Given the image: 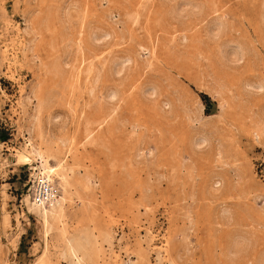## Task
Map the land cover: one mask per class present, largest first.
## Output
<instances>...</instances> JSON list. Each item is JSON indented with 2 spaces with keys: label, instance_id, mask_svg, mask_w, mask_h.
I'll use <instances>...</instances> for the list:
<instances>
[{
  "label": "rangeland",
  "instance_id": "rangeland-1",
  "mask_svg": "<svg viewBox=\"0 0 264 264\" xmlns=\"http://www.w3.org/2000/svg\"><path fill=\"white\" fill-rule=\"evenodd\" d=\"M37 1L0 0V264H77L72 244L89 264H264V0ZM44 62L67 81L46 76L43 115L89 178L47 236L15 157Z\"/></svg>",
  "mask_w": 264,
  "mask_h": 264
},
{
  "label": "bare ground",
  "instance_id": "bare-ground-1",
  "mask_svg": "<svg viewBox=\"0 0 264 264\" xmlns=\"http://www.w3.org/2000/svg\"><path fill=\"white\" fill-rule=\"evenodd\" d=\"M37 2L40 3V0ZM40 5H42V4H40ZM39 8H40V6H39ZM31 17H33V15H31ZM31 17L30 18L28 17L29 18V26H31L33 24V22L35 23V18H31ZM47 24H49V22H47ZM27 25H28V23H27ZM221 25L219 23V26H221ZM37 26L38 25H36V27H33V31L36 34L35 36L40 34V32L37 29L38 28ZM35 30H37V31H35ZM25 31L27 32V29ZM93 36H95L94 39H98V38H96L97 35H92V37ZM103 36H104V38H105V36L108 37L107 33H106V35L104 34ZM34 39L35 38H33V41H34ZM96 41L99 42L98 40H96ZM231 45H233V44H231ZM235 45L236 44H234V46ZM32 48H33V45H32ZM227 48L228 47H226V49ZM27 50H28V52H30V50H32V49L30 47ZM241 53H242V49L240 48V46H236V48L227 49V51L225 52V58L228 61H231V63H232V61L235 62L236 60H238L240 58ZM223 54H224V52H223ZM126 58H127V60H131V58L130 59L128 57H126ZM240 59L242 61L243 58H240ZM55 61H56V59H55ZM62 62H63V60H62ZM121 62L122 61L117 62L118 65L116 63V67H115V69L119 73L122 72V69L124 67V65H121L124 63V61L122 63ZM39 63H40V61H39ZM42 65H43V69L45 72L44 73L45 76L43 79H40L39 81H37L33 85L32 91H31V97L35 99L36 104H35L34 116H33L32 120L29 121L30 124H29L28 129H27V131H28L27 134L29 133L30 137L27 138L24 148L19 150L15 154V157H16V161H17L18 165H30L31 169L34 170L33 175H34V178H35L34 181L36 182V184H35V188H34L33 198L31 197V195H29V197H28V207H29V210L31 213L36 214L40 218L42 225H43V228H44L43 231L45 232V235L47 236L50 234V232L53 230V228L54 229H55V227L58 228V225H61L60 228L65 231V228H66L65 221L68 218H71V214H72L71 212H70L71 213L70 214L69 211L67 210V208H68L67 205L68 204H69V206L74 205V203H76V198L81 199L83 202V200L85 198L83 197L82 192L85 189H87L88 184H89V178L86 176L87 174L83 175V173H82L80 158L75 157V160H73L74 161L73 163L69 162V160H68L67 152H69L70 146L74 143V138H72V136L69 138V136H68L69 134H67V133H66L67 136L65 135L64 132L66 130H65L64 125L58 126V125L52 124L53 123L52 120L44 117L45 114L43 115V111L45 109H47L48 106H50V101L52 100V93H50V90H48L45 86L46 81H47L46 76L58 70L59 79L61 80V78H63V80L65 82V80L67 81V78H66V76H64V70L59 63L57 65V64H55V62H54V64L44 62ZM214 86H217V85H214ZM250 86H251V90H253V91L264 88V84H262V83L250 85ZM219 89H220L219 87H217V88L214 87L212 90H214L215 93H219V91H220ZM111 94H110V96L112 97L113 94L112 95ZM115 97H116V95H115ZM28 98H30V96ZM30 100H32V99H30ZM225 100L223 99V101H225ZM223 101H222V104H224ZM54 118H56V117H54ZM58 118H60V117H57V119ZM86 127H88V125ZM75 130H76V128H75ZM67 132L69 133L70 130L69 131L67 130ZM259 137H261V136H259ZM208 142H209L208 137L205 134H201L195 138L194 143H195V145L202 147L203 145L208 144ZM44 183H47V185L51 189H50L48 195L44 199L42 198L39 201L38 200V196H40V194H38L39 189L42 188V184H44ZM73 217H76V216L72 215V218ZM230 218H231V216L228 217V219H230ZM81 249H82V247H81ZM69 250H70L72 256H74L76 258L77 264H89V262H88L89 260H87V256H84L79 250H77L73 246V244L70 245ZM81 251H83V249ZM94 254H96V253H94Z\"/></svg>",
  "mask_w": 264,
  "mask_h": 264
},
{
  "label": "built area",
  "instance_id": "built-area-1",
  "mask_svg": "<svg viewBox=\"0 0 264 264\" xmlns=\"http://www.w3.org/2000/svg\"><path fill=\"white\" fill-rule=\"evenodd\" d=\"M50 189L51 188L47 185V183L42 184V188L39 189L38 194H40V196H38V200L40 201L42 198L44 199L48 195Z\"/></svg>",
  "mask_w": 264,
  "mask_h": 264
},
{
  "label": "trees",
  "instance_id": "trees-1",
  "mask_svg": "<svg viewBox=\"0 0 264 264\" xmlns=\"http://www.w3.org/2000/svg\"><path fill=\"white\" fill-rule=\"evenodd\" d=\"M204 100L206 101V104L209 106L210 104V98L206 95H204Z\"/></svg>",
  "mask_w": 264,
  "mask_h": 264
}]
</instances>
